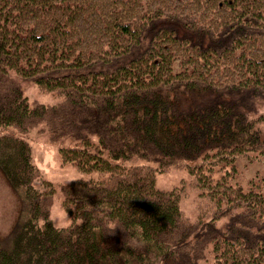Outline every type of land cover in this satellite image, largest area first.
Returning a JSON list of instances; mask_svg holds the SVG:
<instances>
[{
  "label": "trees",
  "instance_id": "trees-1",
  "mask_svg": "<svg viewBox=\"0 0 264 264\" xmlns=\"http://www.w3.org/2000/svg\"><path fill=\"white\" fill-rule=\"evenodd\" d=\"M27 85L55 102L30 104ZM259 123L264 0H0V177L18 206L0 264H200L214 240L221 264H264V171L237 170L238 155L264 165ZM33 131L59 144V189L91 225L47 217ZM171 171L212 202L203 223L155 187Z\"/></svg>",
  "mask_w": 264,
  "mask_h": 264
},
{
  "label": "rangeland",
  "instance_id": "rangeland-1",
  "mask_svg": "<svg viewBox=\"0 0 264 264\" xmlns=\"http://www.w3.org/2000/svg\"><path fill=\"white\" fill-rule=\"evenodd\" d=\"M160 30H164L166 32L169 31V29L165 26L161 27ZM161 42H158L156 47L159 46ZM167 48L168 47L163 46V50ZM37 88L38 87L31 88L28 86L25 89L27 95H31V97H27L30 104L41 102L49 105L55 102V97L52 98L49 95H42L45 92ZM259 126L261 133H264V123H259ZM32 133L34 134V141L31 143V161L35 164V168L40 171V176H43L45 179H41V182L43 183L41 187L43 191L47 192L46 197L44 198V201L49 204V213L47 214V217H49L51 222L56 220H60L62 222L64 212L65 210H68L69 213L81 218L83 223L91 225L87 222L90 216L85 212L77 213V211L69 208L70 206H68V200L63 197V194L59 189V187H62L69 182L68 180L72 175L71 172L67 170L66 172L68 174L62 175L60 157L58 148L56 147L59 146V144L51 143L48 135L45 133L40 134L36 131H33ZM0 137H4L3 132H0ZM7 142V140H4L2 145H6ZM238 157L237 170H240L244 179H250L249 181L251 182L255 174H257L256 176H260V174L264 171V165L262 164L260 166L258 164L259 161L256 162L255 160H250L246 157ZM251 161L252 166L248 169L246 165ZM129 165L130 167L132 166V164ZM154 178L155 187L162 188L163 191H169L172 187L173 189H177L179 191L178 193H175V197L178 196L179 198L178 207L181 215L183 216L182 219L187 217L188 221L191 220L194 224H198L203 223L202 217H211L213 212L212 202L208 198L202 197L205 195L204 190L201 187L196 186V180H194V184H192L189 181V178L180 171H171L162 175H155ZM240 182L243 181L240 180ZM244 182L246 185L249 184L248 181ZM37 185L38 183H35V186ZM15 197L16 195L11 192L9 186H7L4 180L0 177V234L4 236L10 232L9 230H11V227L18 217V206ZM199 198L202 199L201 203L199 202ZM62 202H64V205L66 206L65 208L62 207ZM231 214L232 213L228 214V218ZM213 220V223H215L217 227L222 228L227 221V217H223L218 221H216V218ZM19 231L20 232L16 234V236L21 237L22 235H26L23 230ZM34 233L38 232L33 230L30 235ZM222 254L223 250L216 248V241L214 240L204 250V259L200 261V264H221L223 261L220 262L219 258H221L220 256Z\"/></svg>",
  "mask_w": 264,
  "mask_h": 264
},
{
  "label": "clouds",
  "instance_id": "clouds-1",
  "mask_svg": "<svg viewBox=\"0 0 264 264\" xmlns=\"http://www.w3.org/2000/svg\"><path fill=\"white\" fill-rule=\"evenodd\" d=\"M69 182H71V179L69 180ZM82 222L83 221H81V223ZM45 223H46L45 221H43V220L41 221V223H40L41 229L44 228ZM52 223L54 224V226L58 232L67 233L68 231H70V229L72 227V218L68 216L67 211L65 210L62 222L60 220H56V221H52ZM116 229H119V226L116 224H113L111 226V229H110L108 235H115Z\"/></svg>",
  "mask_w": 264,
  "mask_h": 264
},
{
  "label": "bare ground",
  "instance_id": "bare-ground-1",
  "mask_svg": "<svg viewBox=\"0 0 264 264\" xmlns=\"http://www.w3.org/2000/svg\"><path fill=\"white\" fill-rule=\"evenodd\" d=\"M104 27H107V26H111L112 25V22H113V19H112V17L111 16H108V17H106L105 19H104ZM124 35V33H121V39H126L125 37L126 36H123ZM156 62V60H149V61H147V62H145L144 63V65L142 66V70L144 71V72H148L149 71V69H148V67L149 66H152L151 64H153V63H155ZM44 95H46V93H44ZM208 154L210 155V156H212V157H214V158H219V157H221L223 154H224V152L222 151V149H220V148H212L211 149V151H208ZM123 183L124 184H127V183H125L124 181H123ZM89 204H91L92 206H94L92 203H90V202H88ZM83 209H85V208H83ZM91 211H94V213H96L95 212V207L93 208V209H90ZM97 215V214H96ZM102 230V228L100 229V228H98V230L97 231H101Z\"/></svg>",
  "mask_w": 264,
  "mask_h": 264
}]
</instances>
